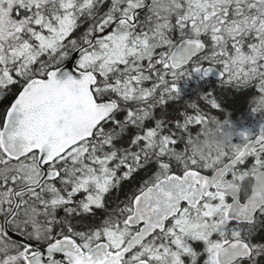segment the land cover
<instances>
[{
	"label": "snow or ice",
	"instance_id": "6c2138e0",
	"mask_svg": "<svg viewBox=\"0 0 264 264\" xmlns=\"http://www.w3.org/2000/svg\"><path fill=\"white\" fill-rule=\"evenodd\" d=\"M237 96L264 113V0H0V264H264Z\"/></svg>",
	"mask_w": 264,
	"mask_h": 264
},
{
	"label": "clouds",
	"instance_id": "9594fccd",
	"mask_svg": "<svg viewBox=\"0 0 264 264\" xmlns=\"http://www.w3.org/2000/svg\"><path fill=\"white\" fill-rule=\"evenodd\" d=\"M227 129L221 131L218 126H206L202 136L195 137L190 151L195 156H204L210 151L219 150L229 139ZM248 187L257 192H264V167H257L253 172L246 173Z\"/></svg>",
	"mask_w": 264,
	"mask_h": 264
},
{
	"label": "trees",
	"instance_id": "16d2710c",
	"mask_svg": "<svg viewBox=\"0 0 264 264\" xmlns=\"http://www.w3.org/2000/svg\"><path fill=\"white\" fill-rule=\"evenodd\" d=\"M214 81H209L207 86L213 85ZM230 108V120L235 124L237 130L243 131L247 129L252 133H255L258 125L264 119V113H252L246 99L243 96H237L234 100L229 103ZM234 140L239 138L234 137Z\"/></svg>",
	"mask_w": 264,
	"mask_h": 264
},
{
	"label": "flooded vegetation",
	"instance_id": "af4514ba",
	"mask_svg": "<svg viewBox=\"0 0 264 264\" xmlns=\"http://www.w3.org/2000/svg\"><path fill=\"white\" fill-rule=\"evenodd\" d=\"M206 80L208 83V80L210 82L211 81L215 82L216 79L213 77H208L206 78ZM207 83L205 84V82L200 81L198 77H193L192 79L188 80L186 84L182 83V89H183L184 96L186 98H192L195 95V90L198 84H203L204 86H207Z\"/></svg>",
	"mask_w": 264,
	"mask_h": 264
},
{
	"label": "water",
	"instance_id": "95a60500",
	"mask_svg": "<svg viewBox=\"0 0 264 264\" xmlns=\"http://www.w3.org/2000/svg\"><path fill=\"white\" fill-rule=\"evenodd\" d=\"M210 77H213V78H215L216 79V76L215 75H210ZM262 124H264V121H263V123Z\"/></svg>",
	"mask_w": 264,
	"mask_h": 264
},
{
	"label": "rangeland",
	"instance_id": "374dc122",
	"mask_svg": "<svg viewBox=\"0 0 264 264\" xmlns=\"http://www.w3.org/2000/svg\"><path fill=\"white\" fill-rule=\"evenodd\" d=\"M243 131H248L247 129H244ZM237 138H239V137H237Z\"/></svg>",
	"mask_w": 264,
	"mask_h": 264
}]
</instances>
